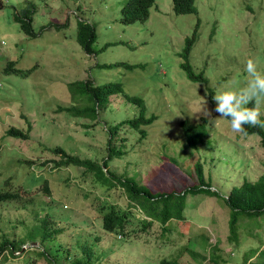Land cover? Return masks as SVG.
<instances>
[{"label":"rangeland","instance_id":"1","mask_svg":"<svg viewBox=\"0 0 264 264\" xmlns=\"http://www.w3.org/2000/svg\"><path fill=\"white\" fill-rule=\"evenodd\" d=\"M1 2L0 190L17 191L18 196L0 200V240L24 242L13 254L3 250L0 264H46L40 256L32 259L38 250L63 263L76 245L91 255L90 264H157L163 257L178 264H242L250 255L248 261L253 260L252 248L264 246V211L239 215L238 238L231 243L226 239L228 207L223 197L243 177L254 180L264 174V151L257 134L234 133L229 121L219 118L213 96L218 89L246 86L249 59L264 74V0H193L195 12L190 13H174L171 0H154L144 21L127 24L119 21L124 0ZM28 4L34 36L25 34L13 18ZM78 18L94 24L93 53L84 52L75 40ZM196 18L186 60L193 73L202 71L205 82L190 80L180 65L184 38ZM8 62L15 70H5ZM85 78L94 84L118 81L122 87L123 93L110 95L95 118L69 115L64 109L83 103L66 85ZM208 88L213 91L211 99ZM124 94L141 97L144 114L153 113L155 118L139 128L118 130V136L125 137L126 152L109 159L108 167L152 190L181 189L195 178L198 160L216 191L215 196L202 197L196 207L203 193L190 194L186 220L178 224L171 220L160 237L161 226L155 221L141 227L135 220L142 214L133 204L125 205L131 212L128 233L104 230L101 212L110 203L124 205L122 191L98 189L94 183L88 187V182H80V173H72L71 165L58 167L53 162L59 157L54 146L79 157H105L107 129L137 114L136 104ZM203 102L211 115L206 116L205 134L192 147L186 144L179 121L205 116ZM258 107L264 121V101ZM10 125L23 129L26 136L6 134ZM139 129L145 131L143 136ZM42 221L49 231L55 227L59 231L39 243ZM211 245L213 249L202 257L203 248ZM25 248L31 249L27 261L20 257Z\"/></svg>","mask_w":264,"mask_h":264},{"label":"trees","instance_id":"2","mask_svg":"<svg viewBox=\"0 0 264 264\" xmlns=\"http://www.w3.org/2000/svg\"><path fill=\"white\" fill-rule=\"evenodd\" d=\"M154 0H124L119 9V21L121 23H130L135 20L144 21L149 13V7L153 4ZM24 7V10L20 12V15H13L14 19L19 21L20 29L25 32L28 36H34L35 32L32 30L30 24L31 13L30 7ZM2 2L0 0V8ZM171 8L174 13H190L195 12V6L193 0H171ZM30 12V13H29ZM198 19L196 18L194 27L189 36L184 38V45L182 48L181 56L184 60L181 62V67L184 69L186 76L192 81L205 82V77L202 71L193 73L190 69V65L186 60V56L192 41L194 40ZM56 27V23H53ZM75 40L81 49L86 53H93L92 43L95 40V29L94 24L90 21L83 19H77L75 27ZM262 57L264 58V42L262 46ZM126 67H132L130 64L120 62ZM5 70H15L12 68V63L8 62ZM67 89L71 96H77L79 100L83 101L81 104L71 103L65 107V112L73 116H92L95 118V113L99 108L105 106L110 95L114 93H123L120 82H103L94 84L89 78L75 79L67 83ZM208 97L211 99L213 91L209 89ZM126 100H129L136 104L137 114L126 119H121L115 122L112 126L107 129L108 136L106 138V156L101 160H96L90 157H79L76 154L66 152L61 146L52 147V151L58 153L59 157L53 160L56 166L71 165L74 168L72 173L81 174L83 179H80L82 184L89 183L87 186H91L94 183L98 189H111L122 191L125 204L115 205L110 203L106 210H102L100 216V225L106 231L117 230L118 235L128 233L127 224L130 221L131 215L128 207L125 208L126 204L135 205L141 212L142 216L135 217V220L141 224V227L145 225H152L153 221L161 226V230L158 232L160 237L163 234V229L168 222L175 220L178 223L186 220L184 210L187 205H191L189 202L190 194L203 193L195 207L198 205L202 197L215 196L216 191L211 187L208 178L205 179L202 173V165L196 160L194 162L193 170L195 178L192 179L188 184H182L181 189L166 187L157 190H152L146 184L137 182L133 177L117 173L108 167V160L120 156L126 152L124 149V136H118L119 129L123 126L131 128H139L140 125L150 123L154 118L155 114L150 113L145 115V104L141 97L137 95L124 94ZM249 107H253V104H249ZM206 121L207 117L200 115L196 121L190 122L187 119H181L179 126L181 134L189 146H196L197 142L206 132ZM84 126H87L84 124ZM247 133H255L259 136V143L264 151V127L244 125ZM140 130V136L145 134L143 129ZM5 133L14 137H25L26 133L21 128L15 126H8L5 129ZM175 185V184H172ZM21 187V186H20ZM25 187V186H24ZM175 187H178L175 185ZM23 188V187H21ZM46 190V186L43 184V190ZM18 192L11 191L8 189L0 190V200L17 198ZM87 197V196H85ZM88 198L90 196L88 195ZM225 204L228 207L227 216V234L226 239L229 242H234L238 238L237 232V219L239 215L255 216L264 211V174L258 175L254 180L242 178V180L230 187L226 195H224ZM45 221L41 222L42 232L39 243L42 242L46 237L56 234L59 228H49L44 226ZM6 237V236H5ZM97 237V236H96ZM167 236L165 237V240ZM24 239L9 240L2 238L0 240V253L5 250L7 253H12L19 249ZM166 243V241H165ZM7 246L10 247L8 250ZM214 245L209 248L204 247L202 257L208 255L209 249H213ZM186 248V247H185ZM257 248V249H256ZM252 248L254 259L248 261L250 256L246 257L242 264L248 261L249 264H264V246ZM41 249V247H39ZM75 251L72 257L65 260V262H59L48 256L43 250L36 251L32 259L41 257L46 261V264H90V258L88 252L79 246H75ZM190 253L199 256L198 251H190ZM197 250V249H196ZM31 249L25 248L21 250L20 257L22 256L24 261H27L26 254ZM13 254V253H12ZM18 254V253H17ZM94 259V258H93ZM210 261L214 263V257H210ZM28 262H31L29 259ZM35 264V262L33 261ZM157 264H178L175 259L160 258Z\"/></svg>","mask_w":264,"mask_h":264},{"label":"clouds","instance_id":"3","mask_svg":"<svg viewBox=\"0 0 264 264\" xmlns=\"http://www.w3.org/2000/svg\"><path fill=\"white\" fill-rule=\"evenodd\" d=\"M245 71L249 76L245 87L235 90L218 89L213 96V100L215 101V111L219 114V118L227 119L234 133L247 135V131L244 128L246 124L254 127H264V121L260 120L261 114L258 107L261 101H264V74L257 71L256 64L251 59L247 60ZM249 104L254 106L249 107ZM204 105L205 102H203L201 107L203 114L210 116L211 114Z\"/></svg>","mask_w":264,"mask_h":264}]
</instances>
